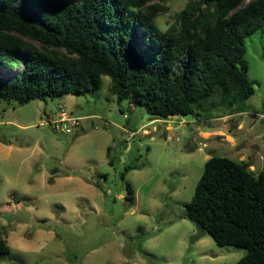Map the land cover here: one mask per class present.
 <instances>
[{"label": "rangeland", "instance_id": "1", "mask_svg": "<svg viewBox=\"0 0 264 264\" xmlns=\"http://www.w3.org/2000/svg\"><path fill=\"white\" fill-rule=\"evenodd\" d=\"M187 2L164 0L159 26L168 29ZM245 46L255 93L239 114L157 118L119 102L108 76L96 93L24 106L0 99V235L10 246L0 264L240 261L245 249L210 234L193 240L200 230L181 215L212 156L264 171V28Z\"/></svg>", "mask_w": 264, "mask_h": 264}, {"label": "trees", "instance_id": "2", "mask_svg": "<svg viewBox=\"0 0 264 264\" xmlns=\"http://www.w3.org/2000/svg\"><path fill=\"white\" fill-rule=\"evenodd\" d=\"M163 1L0 0V99L96 93L108 76L119 102L157 118L245 112L255 93L246 39L264 28V0H188L166 30ZM249 167L212 156L181 217L199 228L193 240L210 234L247 251L236 264H264V171ZM126 193L132 205L129 184Z\"/></svg>", "mask_w": 264, "mask_h": 264}, {"label": "built area", "instance_id": "3", "mask_svg": "<svg viewBox=\"0 0 264 264\" xmlns=\"http://www.w3.org/2000/svg\"><path fill=\"white\" fill-rule=\"evenodd\" d=\"M72 123H75V121H72Z\"/></svg>", "mask_w": 264, "mask_h": 264}, {"label": "crops", "instance_id": "4", "mask_svg": "<svg viewBox=\"0 0 264 264\" xmlns=\"http://www.w3.org/2000/svg\"><path fill=\"white\" fill-rule=\"evenodd\" d=\"M264 152H262V155H263Z\"/></svg>", "mask_w": 264, "mask_h": 264}, {"label": "water", "instance_id": "5", "mask_svg": "<svg viewBox=\"0 0 264 264\" xmlns=\"http://www.w3.org/2000/svg\"><path fill=\"white\" fill-rule=\"evenodd\" d=\"M263 156H264V153H263Z\"/></svg>", "mask_w": 264, "mask_h": 264}]
</instances>
